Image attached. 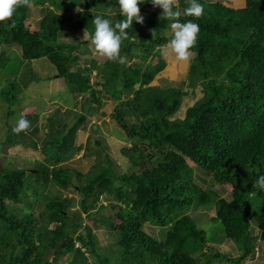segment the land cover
Masks as SVG:
<instances>
[{"label": "trees", "instance_id": "16d2710c", "mask_svg": "<svg viewBox=\"0 0 264 264\" xmlns=\"http://www.w3.org/2000/svg\"><path fill=\"white\" fill-rule=\"evenodd\" d=\"M228 1L227 5H206L200 0L205 13L195 18L183 14L189 0H178L179 20L198 23L200 33L185 75L177 83L161 86L154 80L164 70L162 61L143 69L139 63L125 65L137 55L157 58L168 45L171 21L151 0L138 5L141 12L150 11L144 23L134 21L126 30L128 38L122 41L120 53L124 63L106 60L101 67L78 66L79 54H74L80 49L88 53L95 14L104 15L113 25L123 19L118 0H32L34 6L44 9L33 30L26 24V6L18 7L11 21L0 24V43L20 49L19 56L0 49V69L7 68L10 56L19 59L18 69L25 62L46 59L56 72L51 79L63 80L77 96L88 95L83 114L69 111L71 124L60 119L52 131V118L43 125L36 117L31 119V113L25 116L30 127L16 133L8 119L20 94L18 73L4 88L0 83L6 109L4 142L28 146L25 142L30 140L32 149L41 154L31 170L9 168L6 163L0 168V264H56L59 257L66 264L82 249L93 264L253 261L257 240L264 242V191L254 187L258 176L264 175V0H240L238 7ZM67 25L84 31L87 40L61 42ZM92 71L99 76L95 84H91ZM97 86L103 88L99 93ZM197 90L201 97L178 117L186 96ZM127 92L130 97L125 96ZM103 94L116 102L112 118L133 142L121 150L128 161L124 170L112 163L107 147L96 139L94 151L103 167L88 174L71 160L81 149L74 145L75 134L86 117L101 108ZM195 171L205 173L217 185H228L229 198L201 188L192 178ZM49 184L57 188L55 196L44 193ZM67 189L81 198L74 212L70 211L73 199L57 196ZM30 191L44 198L36 217L14 208L18 204L32 208ZM102 196L108 204L100 205L91 219L88 211L96 208ZM211 208L216 211L212 220L222 229V243L233 244L236 259L214 249L189 214ZM102 213L107 215L103 218ZM82 214L118 233L124 258H116L98 241L83 223ZM147 226L160 238L147 232Z\"/></svg>", "mask_w": 264, "mask_h": 264}, {"label": "rangeland", "instance_id": "374dc122", "mask_svg": "<svg viewBox=\"0 0 264 264\" xmlns=\"http://www.w3.org/2000/svg\"><path fill=\"white\" fill-rule=\"evenodd\" d=\"M202 1V0H201ZM206 5L210 3H223L225 5L230 4L228 0H203ZM241 5L240 0H233V7H238ZM44 9L38 6H32L28 9V18L26 21L27 26L33 30V26L35 21L40 19L43 16ZM150 11L141 12L140 15L145 18L148 16ZM97 14H95L96 16ZM65 35L61 36L60 41L68 44L75 43H83L87 40V34L79 29L69 27L68 25L64 27ZM168 41L171 39V31L166 34ZM0 49H3L6 54L11 55L12 53L16 56L20 55V49L16 45H4L0 43ZM88 53H84L83 49H80L79 53H75L74 55L79 54L80 61L78 62V66L88 68L90 64H96L98 67L102 66L104 62H106V58L101 57L95 50V47L92 43L87 45ZM161 56L151 57L148 59H141L140 56H133L134 59L127 60L126 66H135L137 63L143 69L147 65H156L160 61H162V66L164 70L158 74L154 82L158 85L164 84H174L177 83L185 74L188 69L189 61H178L176 59V55L172 52V50L167 46L161 49ZM160 50V51H161ZM10 62L6 69H0V83L2 84V88H4L11 80L15 78L17 75V84L20 94L17 97L16 104L12 108L13 115L8 119V123L12 127H16L18 119L24 115H30L31 119L36 117L38 119L39 124L46 125L47 119L52 118L53 129H56L59 126L60 119H66L65 123L71 124L73 120L72 115H70L69 111L71 107H74L76 110L74 112L84 113L85 109L88 107V103H86L87 94L77 96L69 91L68 85L60 79H51L55 74V69L46 59H40L32 62H25L23 66L18 69L19 59L14 56L9 57ZM17 59V60H15ZM19 70V71H18ZM96 71H92L91 73V84H95L96 80L99 79V76L95 75ZM11 74L13 75L10 79H8ZM184 74V75H183ZM8 79V80H7ZM37 79H41L42 81L36 82ZM5 81V82H4ZM57 81V82H56ZM49 82V85L46 83ZM34 83V84H32ZM41 83V84H40ZM30 85H33L30 87ZM50 87V90H48ZM103 88L101 86L96 87V92L102 91ZM104 93V92H103ZM131 92L125 93L126 97H130ZM103 105L101 108H97L96 111L90 116H87L86 121L83 126L75 134V147H79L80 152L75 154V156L71 159L72 161H76V166L80 165V169L85 173L88 171V174H94L98 172L101 167H103L102 161L96 158V153L94 149V141L99 139L102 141V145L106 146L109 152V155L112 158V163L115 164L119 169L120 167L124 170L127 169V158L121 154V150L128 149L133 140L127 136L126 132L119 127L118 123L112 118V113L117 106L116 102L112 100H107L105 95L103 94ZM187 98L184 101L181 111L178 113V117H182L183 113L186 109L191 107L200 97L201 94L197 90L195 95L186 96ZM33 102H31V100ZM36 100V101H35ZM93 107H96L92 104ZM69 107V108H68ZM85 107V108H84ZM67 110V112H65ZM123 112L126 111V108L122 109ZM5 105L4 102L0 98V168L4 163L7 164L9 168L15 169H28L31 170L34 162L39 161L40 159V150H34L31 147V141L28 140L25 142L28 146H25L22 143L16 144V146H10L6 144V128L4 126V113H5ZM25 118V117H24ZM62 120L60 121L62 123ZM55 122V123H54ZM46 146V145H45ZM42 147V146H41ZM88 148V150H87ZM40 149V147H38ZM83 157L85 158L83 162L79 159ZM79 161V163H77ZM74 167V165H73ZM192 178L201 188H206L210 190H215L218 193L222 192L221 195L229 198L230 187L226 184L217 185L215 181L211 180L208 175L203 172L195 171L192 172ZM47 194L51 193L52 196H55V192L57 190L56 187H52L51 184L48 185L46 189ZM63 195L60 197H67L68 199H73V205L70 211H75L79 208L80 196L72 190L67 189V191H62ZM46 194V195H47ZM220 195V194H219ZM40 197L34 196L30 191L28 194V201L32 204V208L28 209L24 204H18L14 206L16 209H22L24 214L31 213L35 217L38 216L43 209L42 204L44 198L43 194H39ZM108 199L104 196L101 197L100 201L97 203L96 208L93 210H89L88 213L94 219L95 213L98 211V207L100 205H107ZM112 201H116V197L112 198ZM192 219L197 223L198 227L206 233V237L210 239V245L213 248L217 249L221 254L232 255L233 257H237V252L235 249L233 250V245L230 241H225L224 245H221L222 239V229L219 223H216L212 220L216 215V211L214 208L210 210H198L195 212L189 213ZM103 218L107 215V213L101 214ZM81 218L83 219V223L88 225L94 236L98 239L99 242L107 245L111 252L115 254L116 258H124V254L122 252V242L117 237V232H113L105 228L98 221H93L88 219L87 214H82ZM98 219V218H97ZM113 222H116L117 219L111 216ZM211 219V220H210ZM256 231L254 234L256 236L259 235L260 229L258 227L255 228ZM81 230V229H80ZM147 232H149L154 237L160 238L157 234V231H151V228L147 226ZM83 231V230H82ZM155 232V233H154ZM257 243V247H255L256 254L253 258V261H245V264H262L264 262V254L262 252V244L264 243L262 240ZM77 246V245H76ZM214 252V251H213ZM263 256V258H262ZM234 257V258H235ZM252 257V256H251ZM255 261V262H254ZM65 264L64 258H58L56 264ZM71 264H93L91 261V256L84 249L81 250L76 256L70 260ZM68 263L66 264H70ZM233 262L229 263L232 264ZM209 264H217L216 262H209ZM227 264V263H226Z\"/></svg>", "mask_w": 264, "mask_h": 264}, {"label": "clouds", "instance_id": "9594fccd", "mask_svg": "<svg viewBox=\"0 0 264 264\" xmlns=\"http://www.w3.org/2000/svg\"><path fill=\"white\" fill-rule=\"evenodd\" d=\"M177 2L178 0H151L154 7L162 10V16L171 21V39L168 42V47L176 55L178 61H188L192 56L191 50L197 43L200 26L192 20L187 22L179 20L182 13L175 7ZM141 3H143L142 0H118L120 15L123 19L114 25L104 15L95 16L93 20L94 32L90 39L96 52L101 57L109 61L119 60L120 63H124L120 53L122 41L128 38L126 30L131 29L134 21L138 24L144 23V18L140 15V7L138 6ZM22 6L32 7V0H0V24L11 21L14 12ZM204 13V5L200 3V0H189V6L183 10V14L188 17L199 18ZM10 26L14 27L15 25L12 23ZM152 35L154 38V31ZM29 127L30 121L21 116L14 131L16 133L24 132ZM254 187L264 191V175L258 176ZM224 242L221 245H224ZM232 248L235 249L234 246ZM231 257L233 256L231 255Z\"/></svg>", "mask_w": 264, "mask_h": 264}, {"label": "crops", "instance_id": "0c3cea01", "mask_svg": "<svg viewBox=\"0 0 264 264\" xmlns=\"http://www.w3.org/2000/svg\"><path fill=\"white\" fill-rule=\"evenodd\" d=\"M57 82V81H56ZM32 84H34V83H32ZM41 84V83H40ZM49 85V82L48 83H46V85ZM33 85H30V87H32ZM48 90H50V87H48ZM31 100V99H30ZM36 101V100H35ZM31 102H33V100H31ZM69 108V107H68ZM70 110H72V111H74V110H76L74 107H71L70 108ZM33 113V112H32ZM81 113V112H80ZM29 114V113H28ZM83 114V113H82ZM26 115H24V117H25ZM86 119H87V117H86ZM86 121V120H85Z\"/></svg>", "mask_w": 264, "mask_h": 264}, {"label": "bare ground", "instance_id": "6f19581e", "mask_svg": "<svg viewBox=\"0 0 264 264\" xmlns=\"http://www.w3.org/2000/svg\"><path fill=\"white\" fill-rule=\"evenodd\" d=\"M255 250H257V248H256ZM40 257H41V256H40Z\"/></svg>", "mask_w": 264, "mask_h": 264}]
</instances>
